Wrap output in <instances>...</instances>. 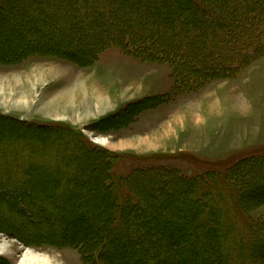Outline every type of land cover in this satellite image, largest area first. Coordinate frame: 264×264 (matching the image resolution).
<instances>
[{"label": "rangeland", "instance_id": "obj_1", "mask_svg": "<svg viewBox=\"0 0 264 264\" xmlns=\"http://www.w3.org/2000/svg\"><path fill=\"white\" fill-rule=\"evenodd\" d=\"M107 1L101 0L98 7ZM112 1L120 11L125 10V5L119 4L123 0ZM89 2L6 0L2 11L9 14L0 21V56H12L18 52L19 48L13 45L16 42L23 46L27 43L59 50L64 46L63 42L73 38L81 29H87L90 36L82 43V46H87L103 40L107 32H113V23L129 30L143 25L161 29L160 22L168 17L174 20L183 18L170 11L156 15V10L144 11L137 6L136 13L141 15L139 20H135L134 15L121 18L117 14L97 20L89 15L95 9ZM214 2L223 4V10L231 15L258 4L256 0ZM3 3L4 0H0L1 7ZM71 3L79 9L60 11L59 7H67ZM144 13L153 15L149 23ZM74 14L82 18V22L71 23ZM261 16L247 12L234 18L233 22L252 26ZM184 18L189 19L187 16ZM191 19L198 20L195 15ZM172 24L169 23L168 27L171 28ZM99 26L104 29L97 33L95 39L92 36ZM26 28L30 29L25 31ZM179 33L180 29H169L165 39L176 46ZM228 37L226 35V40ZM197 40V36L191 37L189 48L209 45ZM160 41L163 42L162 39ZM121 51L111 47L100 55L95 65L88 67L54 59H61L59 57L40 55L28 56L18 64L0 63V117L8 119L7 124L0 122V175H11L0 177V184L5 179L12 184L32 186L39 192V198L51 197V204H66V207L76 210L88 207L91 219H102L104 223L109 215L107 204L110 208L122 210L120 205H113L94 193L97 171L94 173L90 166L94 157H84L85 152H76L73 145L71 148L62 145L70 140L54 133L56 131L52 128L57 127L80 131L91 146L109 150L114 161L112 172L117 176H125L135 170L166 168L189 178L211 171L225 177L228 170L240 161L264 157V47L248 52L243 62L234 65L231 76H205L197 81L190 77L184 81L178 77L174 79V67L170 62L152 61L150 63L158 65L149 64L146 63L149 61L142 62ZM59 63L63 68L56 66ZM105 89L110 93L105 95ZM74 90L76 93L79 91V95L69 97L68 108L62 99L68 96L66 92ZM29 124L32 126L28 127ZM50 127L51 130L47 131ZM45 133L48 135L43 137ZM65 163H70V166H65ZM97 170L100 171L99 168ZM255 176L264 178L261 173H255ZM180 191L163 186L145 194L157 198V209L176 198L175 209L181 210V219L185 221L190 217L187 211L190 196L180 198ZM4 202L0 203V217L4 221L0 220V227H3L0 228V264H30L28 260L33 254L38 255L42 264H94L83 257L78 248L30 239L37 234L48 235L54 228L35 226L28 233L26 225L34 222L27 223L17 216L9 204L10 200ZM28 204L34 205L31 201ZM199 205L203 203L200 201ZM34 210L39 211L35 207ZM139 212L150 216L155 214V210L148 209H138ZM250 215L264 219V206L256 208ZM208 217L211 218V214ZM216 223H202L199 225L202 232L190 231L185 236L189 238L194 234L216 238L213 230ZM133 226L138 229L126 238L115 236L113 245L122 247L124 243L140 237L142 234L139 233L143 232L140 222L135 221ZM106 229V224L88 227L95 239ZM10 231L20 236L10 235ZM149 236L150 242L143 243L148 248L147 252L155 249L158 239L152 233ZM210 245L188 250V253L204 252ZM123 251L120 249L116 253L122 255Z\"/></svg>", "mask_w": 264, "mask_h": 264}, {"label": "trees", "instance_id": "obj_2", "mask_svg": "<svg viewBox=\"0 0 264 264\" xmlns=\"http://www.w3.org/2000/svg\"><path fill=\"white\" fill-rule=\"evenodd\" d=\"M99 2L101 0L89 2L95 7L89 15L97 20L112 18L115 14L121 18L134 15V19L139 20L141 15L136 13L137 6H141L144 11L156 10V15L170 11L183 18L174 20L170 16L160 22L161 29L143 25L136 30H129L119 28L113 23V32H107L103 40L87 46H82L90 34L87 29H81L73 38L63 42L64 46L59 50L27 43L23 46L16 42L13 45L19 48L18 52L12 56H0V63L18 64L28 56L40 55L59 57L80 67H88L95 64L105 50L116 47L142 61L170 62L174 67V79L178 77L177 79L184 81L190 77L197 81L205 76H231L234 65L243 62L248 52L264 47V0H256L257 6L239 10L234 16L223 10V4L215 3L214 0H174L173 3H170V0H123L119 3L125 5L123 11H120L112 0H108L101 7H98ZM3 4L0 6V21L9 14L2 11L6 0ZM72 5L73 3L67 7L62 5L59 9L63 12L79 9V6ZM247 12L262 16L258 17L252 26L234 24V18L246 15ZM145 15L148 16L147 13H144ZM194 15L197 21L191 19ZM186 16L189 19H185ZM73 17L71 16V23L82 22V18L76 14ZM152 17L153 15L148 16V23ZM171 22L173 24L170 28L168 26ZM103 29L99 26L92 37L96 39L97 33ZM169 29H180L177 36L179 44L176 46L165 39ZM226 35L229 36L228 41ZM193 36L198 37L197 42L209 45L189 48L188 43ZM155 41H158V44ZM6 121L8 122V119L0 117V122L7 124ZM29 125L28 127L32 126ZM49 129L51 130V127L46 130ZM52 130L56 131L54 133L59 137L70 140L63 142L65 147L73 145L76 152H85L84 157H94L90 164L93 172L97 171V182H93L94 193L109 200L113 205H120L122 210L110 208L107 204V222L104 223L102 219L92 220L88 207L76 210L71 206L66 207V204L53 205L51 197L39 198V192L33 190L32 186L12 184L3 179L2 185L0 184V203L5 204V200H10L9 204H12L17 216L27 223L34 222L26 225L25 231L29 233L35 226L54 228L48 235L37 234L30 239L49 244L53 241L55 246L78 248L83 257L94 264H264V219H255L250 215L256 208L264 206V178L255 176V173L264 174V157H251L240 161L228 170L225 177L211 171L203 176L189 178L166 168L135 170L128 175L117 176L112 172L114 161L109 150L91 146L80 131L67 127ZM47 135L48 133H45L43 137ZM64 165L70 166V163ZM97 168L100 169L99 172ZM8 176L11 175H0L1 179ZM163 186H167L169 190H181L180 198L190 196L187 204L190 217L185 221L181 219V210L175 209L176 198L169 200L167 206L157 209V198L145 194ZM28 201L34 205L28 204ZM200 201L202 206L199 205ZM34 207L39 211L34 210ZM138 209L155 210V214L150 216L137 213ZM208 214H211V218ZM135 221L140 222L143 232L139 234L142 235L127 244L124 243L122 247L113 245L115 236L126 238L138 229L133 226ZM212 221L217 222L213 229L216 238L194 234L189 238L185 236L186 232L190 231L202 232L199 225ZM105 224L107 229L98 233L96 239L88 231L89 226L100 227ZM9 233L13 235L15 232ZM151 233L158 239L155 249L147 252L148 248L143 243L150 242ZM14 235L20 236L17 232ZM220 236L223 238L220 239ZM204 245L210 247L201 253H188V250H197ZM120 249L125 253L118 255L116 252Z\"/></svg>", "mask_w": 264, "mask_h": 264}, {"label": "bare ground", "instance_id": "obj_3", "mask_svg": "<svg viewBox=\"0 0 264 264\" xmlns=\"http://www.w3.org/2000/svg\"><path fill=\"white\" fill-rule=\"evenodd\" d=\"M66 94L68 95V96H64L63 97V99H62V101L63 102H65L66 103V105H67V107L69 108V106H68V100H69V97H71V96H73V95H79V91H78V93H76V91L74 90L73 92H66ZM63 96V95H62ZM78 98V97H77ZM32 254V253H31ZM28 262L30 263V264H42L41 262L42 261H40V258L38 257V255L37 254H33L32 255V257L28 260ZM44 264V263H43Z\"/></svg>", "mask_w": 264, "mask_h": 264}, {"label": "crops", "instance_id": "obj_4", "mask_svg": "<svg viewBox=\"0 0 264 264\" xmlns=\"http://www.w3.org/2000/svg\"><path fill=\"white\" fill-rule=\"evenodd\" d=\"M120 50V49H119ZM122 52V51H121ZM123 53H125V52H123ZM126 54V53H125ZM128 55V54H127ZM131 56V55H130ZM133 57V56H132ZM133 58H135V57H133ZM55 60H57V61H62V62H64V63H66V60H63V59H56V58H54ZM136 59V58H135ZM138 60V59H137ZM140 60V59H139ZM68 61V60H67ZM141 61V60H140ZM143 62V61H142ZM68 63H69V61H68ZM146 63H149V64H155V63H150V62H146ZM159 64H161V63H159ZM95 65V64H94ZM155 65H158V64H155ZM56 66H59V67H61L62 65H61V63H59V64H56ZM62 68H63V66H62ZM170 76H172V75H170ZM171 78V77H170ZM69 85V84H68ZM67 85V86H68ZM50 93H52V92H50ZM107 93H110V91H108V90H104V94L106 95ZM114 98H116V97H114ZM116 101V104H117V100H115Z\"/></svg>", "mask_w": 264, "mask_h": 264}]
</instances>
